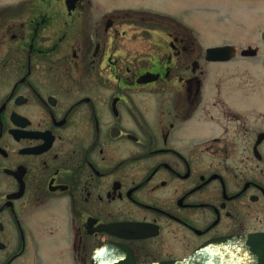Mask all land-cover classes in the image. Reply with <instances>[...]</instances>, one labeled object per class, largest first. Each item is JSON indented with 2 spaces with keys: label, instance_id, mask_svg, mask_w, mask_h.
<instances>
[{
  "label": "flooded vegetation",
  "instance_id": "obj_1",
  "mask_svg": "<svg viewBox=\"0 0 264 264\" xmlns=\"http://www.w3.org/2000/svg\"><path fill=\"white\" fill-rule=\"evenodd\" d=\"M136 17L0 0V264H204L264 237V72L207 86L185 29Z\"/></svg>",
  "mask_w": 264,
  "mask_h": 264
},
{
  "label": "rangeland",
  "instance_id": "obj_2",
  "mask_svg": "<svg viewBox=\"0 0 264 264\" xmlns=\"http://www.w3.org/2000/svg\"><path fill=\"white\" fill-rule=\"evenodd\" d=\"M96 1L102 13L115 10L147 12L145 20L136 17L128 21L144 24L150 32L146 36L151 42L164 40L165 34L160 27L171 28L169 25L179 22L198 38L203 51L214 46L234 45L237 48V56L233 60L209 64L210 80L209 83L207 81V86L219 81L222 86L235 87L242 75L264 72V0ZM250 46L258 47V54L243 57L242 51ZM218 72L226 76H217L214 80ZM229 74L232 78H229ZM52 261L50 259L45 264H54Z\"/></svg>",
  "mask_w": 264,
  "mask_h": 264
},
{
  "label": "water",
  "instance_id": "obj_3",
  "mask_svg": "<svg viewBox=\"0 0 264 264\" xmlns=\"http://www.w3.org/2000/svg\"><path fill=\"white\" fill-rule=\"evenodd\" d=\"M264 40V34H263ZM257 48H246L242 51L244 56H254ZM236 48L232 45L209 47L206 50V58L210 61H225L233 58ZM148 78L144 81L156 80L158 74L147 72ZM217 245L233 246V251L222 255H212L210 259H204V264H264V237L239 236L238 239H222L213 241L209 247ZM220 247V246H219ZM202 256V254L200 255Z\"/></svg>",
  "mask_w": 264,
  "mask_h": 264
}]
</instances>
